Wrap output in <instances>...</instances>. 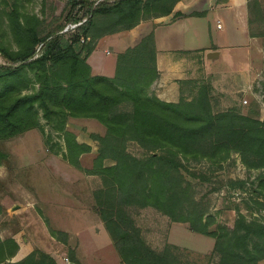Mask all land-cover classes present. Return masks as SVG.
Returning a JSON list of instances; mask_svg holds the SVG:
<instances>
[{
    "label": "trees",
    "instance_id": "obj_1",
    "mask_svg": "<svg viewBox=\"0 0 264 264\" xmlns=\"http://www.w3.org/2000/svg\"><path fill=\"white\" fill-rule=\"evenodd\" d=\"M28 1L0 0V55L5 60L0 63V141L35 128L47 142L59 133L64 158L100 176L94 209L125 264H188L177 245L157 250L143 236L134 210L150 206L214 237L217 264H259L264 259V219L240 211L232 224L220 222L213 228L215 220L193 181L209 180L207 170L223 168L238 154L248 169L261 170L252 192L264 209V117L259 111L251 106L244 113L235 105L216 109L214 86L203 79L179 80L177 101L159 97L152 90L159 77L153 30L117 53L112 76L94 73L88 61L108 34L168 14L179 0H68V20L87 15L69 34L61 31L65 23L46 31L44 18L24 8ZM248 8L251 35L264 36V29L255 27H264V5L248 0ZM71 118H94L105 126L103 133H91L98 141L91 168L82 165L81 156L92 145L78 140L68 127ZM132 143L143 155L130 150ZM8 157L0 147V165ZM202 164L207 170L197 168ZM234 182L245 185L246 180ZM51 233L63 235L66 242V231L51 228ZM18 249L14 237L0 235V263L60 264L40 248L12 261ZM70 258L72 264H83L74 251Z\"/></svg>",
    "mask_w": 264,
    "mask_h": 264
},
{
    "label": "rangeland",
    "instance_id": "obj_2",
    "mask_svg": "<svg viewBox=\"0 0 264 264\" xmlns=\"http://www.w3.org/2000/svg\"><path fill=\"white\" fill-rule=\"evenodd\" d=\"M90 1L96 3L97 0ZM261 2L264 5V0ZM24 8L44 18L46 31L64 23L65 29L69 23L77 21L67 19L68 0H30ZM82 15L83 9H80L78 16ZM85 17L87 15L82 19ZM255 27L264 29L259 24ZM258 37L264 44V36ZM121 38V41L116 38L107 44L112 54L100 53L107 69L114 68L118 50L127 48L124 37ZM4 61L0 55V63ZM220 63L223 64L222 59ZM231 64L236 66L235 60H231ZM234 78L229 75L222 79L221 75L213 73L201 78L214 86L215 108L235 105L247 113L254 106L259 116L264 117V102L257 97L259 80L264 85V63L254 78V93L243 90L244 87ZM81 119L71 118L68 127L80 141L91 142L92 150L81 156L82 165L91 168L98 148V141L91 137V133L103 131L104 125L95 119H88L89 122ZM0 147L9 154L0 165V203L4 207L0 214L1 236L18 235L21 241L32 237L36 242L34 249L53 254L60 264H72V251L83 264H125L94 209L93 190L101 185L100 176L78 168L64 158L65 142L59 133L54 132L52 141L47 142L43 132L35 128L0 141ZM130 150L143 155L135 143L130 145ZM207 167V164L197 166L204 170ZM207 172L211 175L209 180L197 178L193 181L197 197L209 207L208 214L215 220L213 228L220 222L232 224L240 211L248 217L264 219V209L258 208L252 192V185L261 170L248 169L238 154H234L223 168ZM238 179H245V185L236 184L234 181ZM134 215L143 236L155 249L163 250L167 244H175L179 247L180 257L188 264H217L218 257L213 254L214 237L195 232L188 222L174 221L151 206L134 210ZM51 228L66 231V242L61 234L53 236ZM260 264H264V260Z\"/></svg>",
    "mask_w": 264,
    "mask_h": 264
},
{
    "label": "crops",
    "instance_id": "obj_3",
    "mask_svg": "<svg viewBox=\"0 0 264 264\" xmlns=\"http://www.w3.org/2000/svg\"><path fill=\"white\" fill-rule=\"evenodd\" d=\"M152 30L155 33L159 70V77L153 82L152 90L162 99L179 100V80H201L212 73L221 75L222 79L233 75L234 80H238L244 87L243 90L253 93L254 78L264 63V44L260 37L250 33L248 0H179L170 13L142 20L134 28L106 37L100 47L88 57L93 72L114 75L117 54L113 69L105 68L100 54L113 53L111 47H107L110 41L116 38L121 41L123 36L126 47H129ZM120 51L123 50L119 49L118 52ZM214 51L218 55L210 58L209 53ZM221 59L223 64H219ZM231 60H235L236 66L231 64ZM82 119L89 122L88 119L94 118ZM102 129L103 131L98 132L103 133L105 126ZM1 237H14L19 243L12 261L24 258L36 245L32 237L23 241L18 235Z\"/></svg>",
    "mask_w": 264,
    "mask_h": 264
},
{
    "label": "built area",
    "instance_id": "obj_4",
    "mask_svg": "<svg viewBox=\"0 0 264 264\" xmlns=\"http://www.w3.org/2000/svg\"><path fill=\"white\" fill-rule=\"evenodd\" d=\"M98 1H100V0H97L96 3H97ZM86 19H87V17H85V18L82 19V20H79V21H76V22H71V23H69V24L65 27V29L62 30V32L69 31L70 29H74L75 27H77L78 25H80L81 23H83ZM258 84H259V85H258V86H259V91H258L257 97H258V99H260L261 101L264 102V85L262 84V81H261V80H259ZM253 93H254V91H253ZM244 102L247 103V102H248V99L245 98V99H244Z\"/></svg>",
    "mask_w": 264,
    "mask_h": 264
},
{
    "label": "water",
    "instance_id": "obj_5",
    "mask_svg": "<svg viewBox=\"0 0 264 264\" xmlns=\"http://www.w3.org/2000/svg\"><path fill=\"white\" fill-rule=\"evenodd\" d=\"M217 55H218V52L214 51V52H210L208 56H209L210 58H214V57H216Z\"/></svg>",
    "mask_w": 264,
    "mask_h": 264
}]
</instances>
